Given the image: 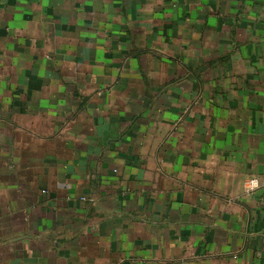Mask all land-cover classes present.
Listing matches in <instances>:
<instances>
[{
    "label": "crops",
    "instance_id": "1",
    "mask_svg": "<svg viewBox=\"0 0 264 264\" xmlns=\"http://www.w3.org/2000/svg\"><path fill=\"white\" fill-rule=\"evenodd\" d=\"M0 264H264V0H0Z\"/></svg>",
    "mask_w": 264,
    "mask_h": 264
},
{
    "label": "built area",
    "instance_id": "2",
    "mask_svg": "<svg viewBox=\"0 0 264 264\" xmlns=\"http://www.w3.org/2000/svg\"><path fill=\"white\" fill-rule=\"evenodd\" d=\"M250 187H251V189H256L259 187V183H258L257 179H253L250 181Z\"/></svg>",
    "mask_w": 264,
    "mask_h": 264
}]
</instances>
